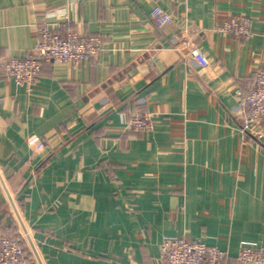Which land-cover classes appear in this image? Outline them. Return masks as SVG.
Wrapping results in <instances>:
<instances>
[{
  "label": "crops",
  "instance_id": "obj_1",
  "mask_svg": "<svg viewBox=\"0 0 264 264\" xmlns=\"http://www.w3.org/2000/svg\"><path fill=\"white\" fill-rule=\"evenodd\" d=\"M155 5L173 21L157 25ZM232 15L250 37L220 29ZM43 22L102 48L44 63L31 91L0 66V233L28 264H163L167 235L230 263L243 240L264 248V139L234 118L264 67V0H0V63L28 55ZM185 36L197 57L175 48ZM135 111L151 112L147 132L126 130Z\"/></svg>",
  "mask_w": 264,
  "mask_h": 264
},
{
  "label": "built area",
  "instance_id": "obj_2",
  "mask_svg": "<svg viewBox=\"0 0 264 264\" xmlns=\"http://www.w3.org/2000/svg\"><path fill=\"white\" fill-rule=\"evenodd\" d=\"M54 14L67 16L65 10L57 9L49 11L47 18ZM150 17L160 26L173 21V15L160 5L153 7ZM219 27L236 37L247 38L254 32L250 19L243 15L229 16L219 23ZM58 28L59 25L43 22L39 26V37L28 55L3 58L0 66L5 74L31 91L44 63L77 67L81 62L99 55L102 48L100 35L85 36L74 29L61 34ZM261 33L264 37V25ZM174 46L183 56L194 58L199 55L190 36L176 38ZM234 112V118L243 132L259 140L264 139V67L255 70L253 83L248 92L237 100ZM126 126L127 131L147 132L153 126L151 112H132ZM37 140L38 137L33 136L28 143L33 144ZM19 238L0 233V264H28L31 252L24 243H20ZM160 252L163 264H229L230 260L225 249L181 235L164 236ZM234 264H264L263 246L256 241H241Z\"/></svg>",
  "mask_w": 264,
  "mask_h": 264
},
{
  "label": "trees",
  "instance_id": "obj_3",
  "mask_svg": "<svg viewBox=\"0 0 264 264\" xmlns=\"http://www.w3.org/2000/svg\"><path fill=\"white\" fill-rule=\"evenodd\" d=\"M130 131H132V133H136V132H139V131H137V130H130ZM8 234V233H7ZM10 234V233H9ZM12 235H14V236H16V237H18L19 238V236H17L16 234H14V233H12ZM20 239V238H19ZM20 243L21 244H23V241L20 239ZM229 264H234V261L232 262V263H230V260H229Z\"/></svg>",
  "mask_w": 264,
  "mask_h": 264
},
{
  "label": "water",
  "instance_id": "obj_4",
  "mask_svg": "<svg viewBox=\"0 0 264 264\" xmlns=\"http://www.w3.org/2000/svg\"><path fill=\"white\" fill-rule=\"evenodd\" d=\"M2 214L0 213V218H1Z\"/></svg>",
  "mask_w": 264,
  "mask_h": 264
},
{
  "label": "rangeland",
  "instance_id": "obj_5",
  "mask_svg": "<svg viewBox=\"0 0 264 264\" xmlns=\"http://www.w3.org/2000/svg\"><path fill=\"white\" fill-rule=\"evenodd\" d=\"M7 234V233H6Z\"/></svg>",
  "mask_w": 264,
  "mask_h": 264
}]
</instances>
